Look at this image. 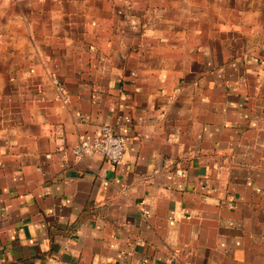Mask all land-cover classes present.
<instances>
[{"label": "crops", "instance_id": "obj_1", "mask_svg": "<svg viewBox=\"0 0 264 264\" xmlns=\"http://www.w3.org/2000/svg\"><path fill=\"white\" fill-rule=\"evenodd\" d=\"M0 264H264V0H0Z\"/></svg>", "mask_w": 264, "mask_h": 264}, {"label": "built area", "instance_id": "obj_2", "mask_svg": "<svg viewBox=\"0 0 264 264\" xmlns=\"http://www.w3.org/2000/svg\"><path fill=\"white\" fill-rule=\"evenodd\" d=\"M71 153L74 157L97 154L110 163L117 164L123 157L124 142L109 123H103L97 132L80 135Z\"/></svg>", "mask_w": 264, "mask_h": 264}]
</instances>
